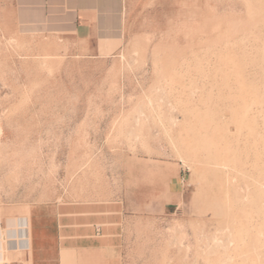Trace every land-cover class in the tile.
<instances>
[{"label": "rangeland", "instance_id": "obj_1", "mask_svg": "<svg viewBox=\"0 0 264 264\" xmlns=\"http://www.w3.org/2000/svg\"><path fill=\"white\" fill-rule=\"evenodd\" d=\"M25 3L0 0V264L42 208L110 264H264V0H115L86 41Z\"/></svg>", "mask_w": 264, "mask_h": 264}, {"label": "crops", "instance_id": "obj_2", "mask_svg": "<svg viewBox=\"0 0 264 264\" xmlns=\"http://www.w3.org/2000/svg\"><path fill=\"white\" fill-rule=\"evenodd\" d=\"M27 10L39 16L53 30L72 32L76 40H88L91 33L98 29L100 16L111 8L115 0H25ZM79 218L76 221L79 222ZM74 219L68 212H58L42 208L38 213L32 210L26 218L27 241L21 251H27V261L31 264H110L111 258L105 255L85 256V253H98L108 246L87 237L81 224H73ZM74 226V227H73ZM1 227V223H0ZM12 234V233H11ZM1 235V234H0ZM64 240H61V238ZM15 236L9 238L8 249H15ZM15 243V244H14ZM100 243V244H99ZM17 247V246H16ZM1 248V245H0ZM92 248V250H89ZM75 249L79 257L69 256ZM71 251V252H70ZM66 256V258H65ZM1 257V252H0ZM64 257V258H63ZM63 259V260H62ZM64 261V262H63Z\"/></svg>", "mask_w": 264, "mask_h": 264}, {"label": "bare ground", "instance_id": "obj_3", "mask_svg": "<svg viewBox=\"0 0 264 264\" xmlns=\"http://www.w3.org/2000/svg\"><path fill=\"white\" fill-rule=\"evenodd\" d=\"M27 218V217H26Z\"/></svg>", "mask_w": 264, "mask_h": 264}]
</instances>
